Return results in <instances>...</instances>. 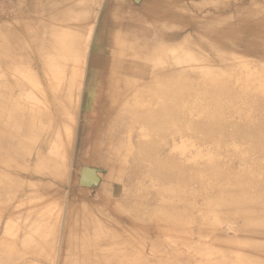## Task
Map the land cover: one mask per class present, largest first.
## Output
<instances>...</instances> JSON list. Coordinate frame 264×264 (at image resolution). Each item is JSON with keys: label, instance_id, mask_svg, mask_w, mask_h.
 I'll use <instances>...</instances> for the list:
<instances>
[{"label": "rangeland", "instance_id": "374dc122", "mask_svg": "<svg viewBox=\"0 0 264 264\" xmlns=\"http://www.w3.org/2000/svg\"><path fill=\"white\" fill-rule=\"evenodd\" d=\"M44 1L50 3L0 0V40L8 42L18 25L25 34V24L45 17L43 9L30 12L27 7L34 2L44 6ZM121 1L125 19L134 20L138 14L133 10L144 0H95L90 19L69 23L83 26L84 41L75 55L80 62L72 88L75 113L72 122V111L64 113L59 149L65 146L70 126L72 142L69 155L56 161V167L47 157L52 145L42 146L57 129L44 118L48 110L29 105V93H24L29 78L35 79L46 106L52 99L49 82L28 48L18 52L5 46V55L15 54L16 59L11 67L0 60V69L10 68L8 75L0 74V132L9 135L15 147L3 144L12 149L8 158L2 156L8 154L6 148L0 147V178L12 186L0 192V264H264V50L237 42L225 49L230 58L221 60L211 48L200 47L194 59L201 71L225 65L230 72L224 80L233 84L242 79L247 84L241 89L220 84L226 93L212 98L205 88L211 79L195 78L190 73L195 69H175L176 92L191 85L197 89L178 96L176 113L170 108L173 116L167 110L164 118H173V125H157L154 131L147 128L149 120L145 128L133 127L122 134L131 156L109 163L102 153L103 138H90L89 122L94 121L87 113L94 108L92 94L99 76L95 58L105 43L101 37H107L98 27L108 3L121 15ZM171 2L182 8L184 19L168 22L170 29L164 30L172 33V47L178 52L172 57L175 64L181 55H192L186 44L195 47L204 40L200 25L213 23V18L239 24L236 19L253 10L249 16L264 27V0ZM159 30L131 38L156 47L162 39ZM159 99L167 100L161 94L151 101L155 122Z\"/></svg>", "mask_w": 264, "mask_h": 264}, {"label": "bare ground", "instance_id": "6f19581e", "mask_svg": "<svg viewBox=\"0 0 264 264\" xmlns=\"http://www.w3.org/2000/svg\"><path fill=\"white\" fill-rule=\"evenodd\" d=\"M94 1L48 0L50 3L44 1V6L43 4L39 6L36 2L30 3L27 6L28 11L39 12V10L43 9L44 12H47L46 16L25 24V34H22V25H18L17 29H21L20 33L17 30L14 35L9 37L8 42L0 40V60L8 62L7 66L11 67L16 59L15 54L10 57L5 55V46L12 45L18 52L28 48L30 50L29 56L32 57L31 59L37 65L42 78L47 79L49 82V91L52 99L46 106L41 103L42 93L40 92L42 89L36 87L35 79L34 81L31 77L29 78V81H27L29 86L25 87L24 93H29L27 102L29 105H34L39 110H48L47 114L49 112V115L44 114V118L48 120V124L52 123L57 129L55 133H52V137H50L46 145L43 144L42 146L41 144L43 148L52 145L47 157L52 158L55 167L57 166L56 161L59 162L61 158H67L72 142V126H70L66 135L65 146L63 149H59L61 143L59 132L64 121V113L69 109L72 111L71 122L73 113H75L74 106L76 104L75 100L74 104L72 103L73 99H75L72 88L80 69V62L77 59L79 57L75 55L79 53L82 40L84 39V37H81L83 36V26L80 24L70 25L69 23L74 20L83 23L90 19L92 15L91 7ZM111 7L112 2L107 4V13L98 27L100 28L98 32L105 30L107 37H101L102 42L105 40V43L99 49L95 58V63L99 67L98 80L96 81L95 91L92 94V102L95 109L92 107L91 111L87 113H92L91 119L94 121L93 123L89 122L93 126L90 138L95 139L97 136L103 138L102 153L109 163L117 161L121 163L127 155L131 156V146L123 144L122 134L125 132L131 133L134 131L133 127L145 128L149 120L147 128L150 127L154 131H156L157 125L160 129L167 125H173V118L170 119V117L171 115L173 116V111L176 113V104L181 100L178 96L182 97L184 95L186 97V95L194 93L197 89V86L191 85L183 93L176 92L177 83L173 82V71L175 69H195L197 71L195 73L192 70L190 71L195 78L211 79V84H206L205 88L210 89L212 98L216 93H226V91L219 88L220 84L227 87L236 85L240 89L247 84L242 79L236 80V83L233 84L224 80L226 74L230 72V69H227L225 65H223L221 70L208 68L206 71H201L199 62L194 59V57H198L195 56L196 54H200V47L211 48L221 60L230 58L229 53L225 49L237 42H242L243 46H248L249 48L257 45L258 48L264 50V27H260V24H257L258 22L255 24L256 20H252L249 16V13L253 11L250 10L249 13H245L236 19L240 21L239 24H235L230 20H220L219 18H213L215 20L213 23L209 22L206 25L202 23L200 26L205 28V33L204 35L201 34V37L205 36V39L199 41L195 47L187 43L186 45L192 50V55H181L179 62L175 64L172 61V57L177 55L178 52L174 51L172 47L174 45L171 42L173 41L170 35L172 33L166 34L164 30L170 29L168 22L181 23L184 20L182 18V8L179 10L178 3L174 4L171 0H144L137 11L133 10V12L138 14L134 20L125 19L123 15L125 4L123 1L119 3L121 15L113 13ZM157 28L161 29L157 34H160L162 39L156 47L149 45V42L141 43L137 42L135 38H131L132 35L138 33H152ZM237 33L240 36L239 38H236ZM164 38L167 39L166 43ZM135 50H142L146 56L142 57L140 56L141 54H136ZM160 55L163 57L162 60ZM193 63L195 68L192 65ZM7 69L9 70L10 68L0 69V74L8 75ZM11 80L16 85L19 84L17 78L12 77ZM203 88L198 89L202 91L204 90ZM161 94L165 95L167 100H158L157 118L159 122H155L156 106L152 109L151 101L157 99L158 96L160 98ZM258 100L261 101L259 98ZM0 103L1 106L2 102L0 101ZM170 108L173 110L172 112H170ZM167 110L170 115L169 119L164 118ZM153 112H155L154 117ZM3 126L4 122L0 119V129ZM0 131L2 132V130ZM1 132L0 147H3V144L8 145L10 148L15 147L13 140L8 139L9 135L1 134ZM207 136L213 137V135ZM86 142H83L82 149L85 148ZM117 146L119 147L118 152L116 150ZM56 147L59 151H57ZM3 148H6L5 152L8 154L2 156L8 158L12 149L9 151V148ZM123 149L126 150L125 156L121 154ZM7 188L11 190V188L5 187L0 180V191H4ZM259 196L261 195L259 194ZM203 229L205 230L206 227Z\"/></svg>", "mask_w": 264, "mask_h": 264}, {"label": "crops", "instance_id": "0c3cea01", "mask_svg": "<svg viewBox=\"0 0 264 264\" xmlns=\"http://www.w3.org/2000/svg\"><path fill=\"white\" fill-rule=\"evenodd\" d=\"M171 22H173V21H171ZM94 47H95V46H94ZM57 128H58V127H57ZM59 133H60V132H59ZM4 163H6V161H4ZM0 180L2 181L1 178H0ZM2 184H3V185H6V186H8L9 188L12 189V186H11V185L4 184L3 181H2ZM4 191H6V189H5ZM0 192H3V191H0ZM43 212H44V211H43ZM35 225H37V224H34V226H35ZM34 231H35V230L33 229V232H34ZM31 232H32V231H31ZM27 249H30L31 251H34V250H35V249H32V248H31V245H28V246H27ZM35 251L37 252V250H35Z\"/></svg>", "mask_w": 264, "mask_h": 264}]
</instances>
